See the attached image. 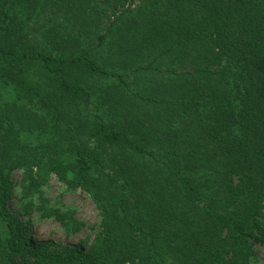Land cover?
<instances>
[{"label": "trees", "instance_id": "16d2710c", "mask_svg": "<svg viewBox=\"0 0 264 264\" xmlns=\"http://www.w3.org/2000/svg\"><path fill=\"white\" fill-rule=\"evenodd\" d=\"M67 234L51 175L86 192ZM27 201H24L26 200ZM264 244V0H0V264H250Z\"/></svg>", "mask_w": 264, "mask_h": 264}, {"label": "rangeland", "instance_id": "374dc122", "mask_svg": "<svg viewBox=\"0 0 264 264\" xmlns=\"http://www.w3.org/2000/svg\"><path fill=\"white\" fill-rule=\"evenodd\" d=\"M22 174L21 171H14L12 178L15 184L14 196L9 202L10 210L17 214L19 219H29V231L33 238L38 241L51 240L55 246H64L67 244H76L78 240L84 237H92L99 217L94 204L88 194L77 188L67 190L64 183L59 181L54 175H51L47 182L40 187V195L43 198L38 199V195H33V203L39 205L45 202L51 207H57L60 210H71L74 216L85 223L83 228L73 234L67 235L60 223L54 218L44 217L41 211L32 208L27 214L21 207L20 201L22 193ZM24 201H27L24 200ZM254 255L251 257L250 264H264V244L256 242L253 246Z\"/></svg>", "mask_w": 264, "mask_h": 264}]
</instances>
